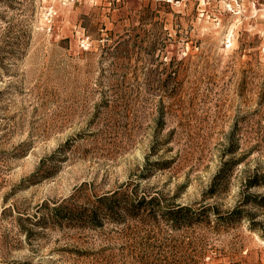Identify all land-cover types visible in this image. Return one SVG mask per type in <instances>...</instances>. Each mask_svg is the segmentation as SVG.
I'll return each mask as SVG.
<instances>
[{
  "label": "rangeland",
  "instance_id": "rangeland-1",
  "mask_svg": "<svg viewBox=\"0 0 264 264\" xmlns=\"http://www.w3.org/2000/svg\"><path fill=\"white\" fill-rule=\"evenodd\" d=\"M0 264H264V0H0Z\"/></svg>",
  "mask_w": 264,
  "mask_h": 264
},
{
  "label": "bare ground",
  "instance_id": "bare-ground-1",
  "mask_svg": "<svg viewBox=\"0 0 264 264\" xmlns=\"http://www.w3.org/2000/svg\"><path fill=\"white\" fill-rule=\"evenodd\" d=\"M23 129V128H22ZM30 130V129H29ZM26 131V130H25ZM19 200V199H18ZM23 202H25V201H23Z\"/></svg>",
  "mask_w": 264,
  "mask_h": 264
}]
</instances>
